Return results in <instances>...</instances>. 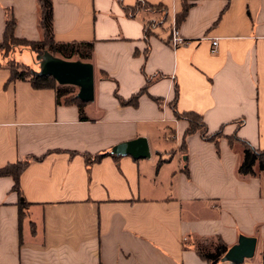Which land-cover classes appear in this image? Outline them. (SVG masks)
Segmentation results:
<instances>
[{"label":"crops","instance_id":"crops-1","mask_svg":"<svg viewBox=\"0 0 264 264\" xmlns=\"http://www.w3.org/2000/svg\"><path fill=\"white\" fill-rule=\"evenodd\" d=\"M139 1L52 0L54 41L94 43L85 119L65 101L74 84L58 102L55 88L0 67V167L42 157L21 172V193L0 176V264H209L197 247L231 248L241 234L258 244L240 264H262L264 170L238 168L242 141L264 149V0H187L180 23L185 0H145L161 8L131 15ZM41 7L0 0V42L12 16L17 37L41 41ZM175 26L186 39L177 47ZM189 111L220 138L197 131L183 148L178 113ZM138 137L147 158L104 155L87 169L85 153Z\"/></svg>","mask_w":264,"mask_h":264},{"label":"trees","instance_id":"trees-1","mask_svg":"<svg viewBox=\"0 0 264 264\" xmlns=\"http://www.w3.org/2000/svg\"><path fill=\"white\" fill-rule=\"evenodd\" d=\"M41 25L42 28H44L45 35L41 41H33V40H28V39H22L16 36L15 34V18L12 16L9 18L7 21L6 25V31L4 35L3 41L0 42V48H6V46L11 47L12 41L16 40L17 42L14 43L13 46L20 45L21 47H28L30 48L33 52L37 53L38 56H41L44 54L46 51H49L50 53L52 52H58L61 54L63 57L70 58V56L77 55L81 59H89L91 58V53L94 47L93 42H70V43H65V42H55L53 39V3L52 0H41ZM190 4L188 3L187 0H185L183 4L182 11L177 15V23H180L183 19H185L188 8ZM142 8L146 9H151V10H157L161 8V5H153L145 0L139 1L136 3L134 6H128L126 10L131 14L135 15L139 10ZM9 47V48H10ZM52 51V52H51ZM4 65L2 61L0 60V67ZM8 69L10 70L11 77L10 80H25V81H30L33 87L36 88H42V87H50V88H55L57 91V101L64 96L68 95L71 92L67 89L66 86L63 84L59 83L57 79L52 75V74H46V73H34L30 68L22 67L20 65H6ZM150 80L148 79L147 82ZM146 86L141 89L138 93L134 94L130 101H137L138 97L145 91ZM65 101L67 103H77L80 107V114L82 115V119H85V115H83V106L85 105L84 101H81L77 93H71L70 96H66ZM130 101H125L123 99V102H130ZM179 117L185 118L189 122V128L186 130L184 138H183V148L186 147V137L189 136L191 133L194 132H200L201 136L204 139H209V140H217L220 138L222 134V130H219V132L209 134L208 128L206 126V123L203 120V117L193 111H189L187 113H178ZM192 116H195L193 118ZM229 140L231 142H234L232 137H229ZM243 146H244V151H243V161L240 164L238 170L240 173L244 175H254L256 174V169H254V166L258 163L259 168L261 170H264V149H257L255 146H253L250 142L248 141H242ZM104 155H112L113 157L117 158L118 156L111 154L110 151H105L103 153H97V154H84V157L87 162V169L90 170L91 165L96 162L101 160ZM30 159L34 160H41L42 157H37V156H30L29 159L25 160H18L15 163L8 164L4 167H0V176L1 175H10L13 176L15 183H14V190L16 189L20 193L22 190L20 189V174L21 172L29 165ZM162 161V160H161ZM27 204L25 198L23 195L20 196V205H22V208L25 207ZM219 245L215 247L214 250L211 249H204L202 247H197V251L199 255L206 259L209 264H220L224 260V256L227 253V251L230 249V247L226 243L219 242ZM262 257H263V262L264 264V250L262 252ZM255 264V263H253Z\"/></svg>","mask_w":264,"mask_h":264},{"label":"water","instance_id":"water-1","mask_svg":"<svg viewBox=\"0 0 264 264\" xmlns=\"http://www.w3.org/2000/svg\"><path fill=\"white\" fill-rule=\"evenodd\" d=\"M42 64L48 69L42 73L52 74L61 84H74L80 87L77 93L81 101H93L95 93V71L93 64L89 61L68 60L63 57L54 56L49 51L39 56ZM115 155H131L136 158H147L150 155L149 144L144 137H138L131 141L118 143L111 151ZM257 238L241 234L237 244L232 246L224 260H230L234 264H240L245 259H252L257 249ZM223 260V261H224Z\"/></svg>","mask_w":264,"mask_h":264},{"label":"rangeland","instance_id":"rangeland-1","mask_svg":"<svg viewBox=\"0 0 264 264\" xmlns=\"http://www.w3.org/2000/svg\"><path fill=\"white\" fill-rule=\"evenodd\" d=\"M16 42H17L16 40L12 41L11 47L6 46V48H0V60L2 61V63L4 65H11L12 66L13 64H15L16 66L17 65H20L22 67L27 66L26 68H30L32 70V72H34V73H42L43 71L48 70L42 64L41 58H39L37 53L31 52L29 50L30 48H28V47L24 48V47H21L20 45L13 46L14 43H16ZM52 54L55 57L56 56L63 57L58 52H56V53L52 52ZM63 58L68 59V60H71V59H73V60L80 59L83 61L86 60V58L81 59L77 55L70 56V58H67V57H63ZM69 88L75 89V93H78V90H79L78 86L73 85ZM192 117L195 118V116H192ZM262 252H260V250H258L257 255H259L260 253L262 254ZM228 261H230V260H228Z\"/></svg>","mask_w":264,"mask_h":264},{"label":"built area","instance_id":"built-area-1","mask_svg":"<svg viewBox=\"0 0 264 264\" xmlns=\"http://www.w3.org/2000/svg\"><path fill=\"white\" fill-rule=\"evenodd\" d=\"M170 42L171 45L174 47H177L179 45H182L186 42V39H184L181 34H180V29L178 28V26H175L172 29V33H171V37H170ZM218 43V38L213 40V48L211 49L212 52L216 51V45Z\"/></svg>","mask_w":264,"mask_h":264}]
</instances>
